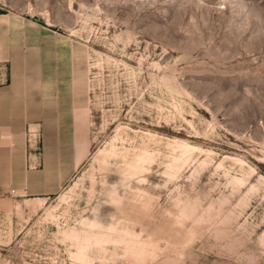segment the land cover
<instances>
[{
	"label": "rangeland",
	"instance_id": "374dc122",
	"mask_svg": "<svg viewBox=\"0 0 264 264\" xmlns=\"http://www.w3.org/2000/svg\"><path fill=\"white\" fill-rule=\"evenodd\" d=\"M1 38L19 68L66 82L62 123L77 150L43 205L0 199V264H264V0H0ZM29 128L41 164L43 127ZM148 133L149 171L127 178L122 158L96 159L117 134L119 148L139 150ZM174 139L196 149L169 178ZM85 221L115 225L122 241L77 257L64 230L95 241ZM133 239L142 253L127 251Z\"/></svg>",
	"mask_w": 264,
	"mask_h": 264
},
{
	"label": "crops",
	"instance_id": "0c3cea01",
	"mask_svg": "<svg viewBox=\"0 0 264 264\" xmlns=\"http://www.w3.org/2000/svg\"><path fill=\"white\" fill-rule=\"evenodd\" d=\"M3 61L9 68L7 81L0 82V199L10 192L46 198L60 190L75 163L76 136L62 123L72 116L71 91L66 82L55 86L51 78L19 68L8 40L1 38ZM31 125L43 127V160L36 165L38 153L29 151L36 147L28 140Z\"/></svg>",
	"mask_w": 264,
	"mask_h": 264
},
{
	"label": "bare ground",
	"instance_id": "6f19581e",
	"mask_svg": "<svg viewBox=\"0 0 264 264\" xmlns=\"http://www.w3.org/2000/svg\"><path fill=\"white\" fill-rule=\"evenodd\" d=\"M117 135L114 136L111 141L106 143L103 148L99 149L96 159L99 161L100 165L106 166L109 163L110 158L120 157L125 161L124 162L125 168L124 170L122 169L121 170L125 172L124 175L127 178L138 176L144 172L149 171L152 167L153 162L156 160V155H157L156 149L151 147V143L157 142L156 134L154 135L152 133H148V138H147L148 141L144 142L143 144L144 146L140 147L139 150H136V148L131 149L126 146L119 148L115 143V139L117 138ZM167 145L169 147L172 146L171 149L175 151L176 153L173 155H170L169 163L167 164L166 169H165V174L169 178H174L178 176V173L181 167L192 157L193 151L196 149V147L192 146L188 141L181 140V139H174L173 141L168 140ZM206 163L207 161L204 159L201 161L200 165L203 167ZM220 165L221 163H219L218 166ZM143 179L144 178H142V180ZM234 180H236V182L237 181L240 182L241 178L240 177L235 178ZM77 185H78V182H75L74 185H71L68 192L60 196L61 200L62 201L67 200V197H70L69 193L74 192ZM111 198L113 202L115 203L117 202V204H119L118 202L121 200L122 197L116 191V192L111 193ZM26 200L28 201L29 198ZM44 202H45L44 197L37 198V201H36L37 204L43 205ZM57 206L58 204L52 205L51 207H49L47 209V213L50 214L52 210L57 208ZM84 223L88 226L97 227L99 229V232L96 233V235H94L96 236L95 241H92L88 235L82 236L75 229L67 228L64 230V233L67 237L74 238L77 240V248H78L77 257L81 259L86 258L87 255H89L87 251L88 247L94 242L101 244V247L105 249L104 243L122 241V238L113 234L116 231L119 233H122L121 231H119L118 228L114 227L115 225L109 227V231L107 232L104 230V228H106V226L104 225H100L96 222H89V221H85ZM125 233L131 234L130 231H126ZM137 242L138 241H135L134 239L126 241L127 251H130L132 253H140L143 250V245L137 246L136 245Z\"/></svg>",
	"mask_w": 264,
	"mask_h": 264
}]
</instances>
